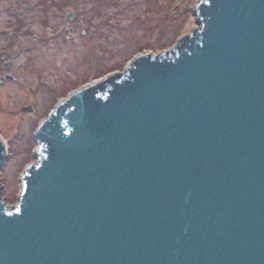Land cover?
Masks as SVG:
<instances>
[{
	"label": "water",
	"instance_id": "1",
	"mask_svg": "<svg viewBox=\"0 0 264 264\" xmlns=\"http://www.w3.org/2000/svg\"><path fill=\"white\" fill-rule=\"evenodd\" d=\"M197 5L43 120L14 206L0 185V264H264V0Z\"/></svg>",
	"mask_w": 264,
	"mask_h": 264
},
{
	"label": "rangeland",
	"instance_id": "2",
	"mask_svg": "<svg viewBox=\"0 0 264 264\" xmlns=\"http://www.w3.org/2000/svg\"><path fill=\"white\" fill-rule=\"evenodd\" d=\"M199 1L0 0V76L12 75L0 81L5 204L17 202L20 179L35 161L33 137L53 107L74 88L122 72L134 56L175 46L197 27ZM27 104L32 114L19 111Z\"/></svg>",
	"mask_w": 264,
	"mask_h": 264
},
{
	"label": "flooded vegetation",
	"instance_id": "3",
	"mask_svg": "<svg viewBox=\"0 0 264 264\" xmlns=\"http://www.w3.org/2000/svg\"><path fill=\"white\" fill-rule=\"evenodd\" d=\"M7 67H8V64L3 65V68H7ZM4 80H7V81L12 80V75L8 74V76L7 75L0 76V81L2 82Z\"/></svg>",
	"mask_w": 264,
	"mask_h": 264
},
{
	"label": "bare ground",
	"instance_id": "4",
	"mask_svg": "<svg viewBox=\"0 0 264 264\" xmlns=\"http://www.w3.org/2000/svg\"><path fill=\"white\" fill-rule=\"evenodd\" d=\"M68 101H69V100H68ZM68 101H66V102H68ZM66 102H65V103H66Z\"/></svg>",
	"mask_w": 264,
	"mask_h": 264
}]
</instances>
